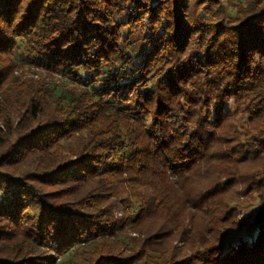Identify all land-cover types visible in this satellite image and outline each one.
I'll use <instances>...</instances> for the list:
<instances>
[{"label":"trees","instance_id":"16d2710c","mask_svg":"<svg viewBox=\"0 0 264 264\" xmlns=\"http://www.w3.org/2000/svg\"><path fill=\"white\" fill-rule=\"evenodd\" d=\"M196 6L0 0V89L75 86L5 88L0 264H264V0ZM235 188L259 207L225 251Z\"/></svg>","mask_w":264,"mask_h":264},{"label":"rangeland","instance_id":"374dc122","mask_svg":"<svg viewBox=\"0 0 264 264\" xmlns=\"http://www.w3.org/2000/svg\"><path fill=\"white\" fill-rule=\"evenodd\" d=\"M191 4L199 5L202 0H190ZM223 3H226L228 0H220ZM240 0H234V2H239ZM196 6V7H197ZM141 28H138L133 34V36L129 37L128 33L124 30L123 36L124 39H129L132 41H135L137 39V32ZM23 51L22 47H19L18 50L15 52V58L11 57L13 61L16 63V59L20 61L21 58L20 54ZM18 57V58H17ZM17 64V63H16ZM159 69V65H154L153 69L151 70V76L154 75ZM27 80L37 81V80H44L49 83L50 86H53L56 88L57 91H71L74 89L73 82H71L69 79L62 77L58 74H52L47 73L46 71L34 67L32 65H29L27 63L21 64L18 66V68L13 71V73L8 77L5 84L0 89V113L5 115L7 113V109L5 108L4 101L6 100V93L5 88L6 86H11L13 82L14 84H19ZM236 190L238 188L232 189L230 192V206H232L233 213L228 219V222L223 223L221 225V235H220V241L222 242L223 248L225 251H228L232 248H234L237 243L241 239H247L250 237V231L253 230L252 222L254 219V216L258 210L259 207V201L256 196V194L251 195H237ZM119 216V214L117 213ZM169 242V241H168ZM175 243V241H172ZM168 244V243H167ZM179 245V244H178ZM190 250L184 249V254L189 253Z\"/></svg>","mask_w":264,"mask_h":264}]
</instances>
